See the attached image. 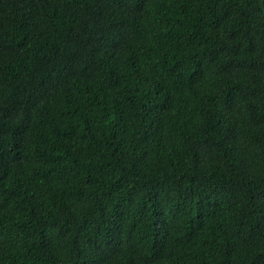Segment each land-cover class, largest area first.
Listing matches in <instances>:
<instances>
[{"label":"trees","instance_id":"trees-1","mask_svg":"<svg viewBox=\"0 0 264 264\" xmlns=\"http://www.w3.org/2000/svg\"><path fill=\"white\" fill-rule=\"evenodd\" d=\"M0 264H264V0H0Z\"/></svg>","mask_w":264,"mask_h":264}]
</instances>
